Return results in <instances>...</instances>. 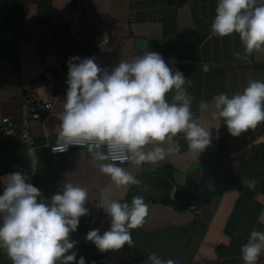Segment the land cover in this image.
Masks as SVG:
<instances>
[{
  "label": "crops",
  "instance_id": "obj_1",
  "mask_svg": "<svg viewBox=\"0 0 264 264\" xmlns=\"http://www.w3.org/2000/svg\"><path fill=\"white\" fill-rule=\"evenodd\" d=\"M74 1L0 0V117H16L20 95L31 86L41 99L53 97L51 108L30 122L31 145L12 137L0 140V194L14 171L26 174V182L46 199L64 182L87 188L89 212L70 233L78 241L77 260L83 256L86 264H144L152 252L175 264H243L241 245L251 230L264 231V123L234 137L198 104H211L219 93L231 96L251 79L264 80V52L253 53L250 63L237 60L232 53L242 51L238 34L210 36L217 0H78L79 6ZM136 37L145 39L143 48L135 46ZM144 51L160 53L192 81L187 91L195 98L196 122L212 133L210 146L196 158L181 135L175 141L179 152L166 161L145 165L142 173L121 165L149 186L147 192L136 186L117 189L81 147L62 155L47 148L56 143L61 123L68 58L94 57L110 72ZM30 148H36L35 169ZM242 176L256 179L254 191L244 189ZM106 186L122 202L141 195L149 206L144 225L131 230L135 247L100 252L85 239L92 229L102 234L110 227L111 218L99 206ZM260 259L264 264V256ZM0 264L12 262L0 252Z\"/></svg>",
  "mask_w": 264,
  "mask_h": 264
},
{
  "label": "clouds",
  "instance_id": "obj_2",
  "mask_svg": "<svg viewBox=\"0 0 264 264\" xmlns=\"http://www.w3.org/2000/svg\"><path fill=\"white\" fill-rule=\"evenodd\" d=\"M238 34L242 51H233L237 60L250 63L253 53L264 52V0H217L210 24V36L223 38ZM67 90L54 152L70 146L85 147L94 166L109 177L117 189L136 186L147 192L136 174L121 165L131 164L137 173L145 165H158L179 152L175 141L182 135L196 158L211 144L212 133L196 122L192 111L195 99L187 91L192 81L155 51H144L130 60H121L110 72L94 57L72 56L67 61ZM171 94V99H169ZM198 108L222 120L228 132L238 137L264 123V80L251 79L231 96L219 93L211 104L200 101ZM31 167L39 163L36 148L28 150ZM28 176L12 172L0 194V250L12 264H86L77 260L70 233L78 230L79 218L87 215L88 189L71 182L50 198L27 183ZM244 189L254 191L255 178L241 177ZM99 205L111 218L110 227L100 233L92 229L85 239L100 252L135 247L132 231L142 227L149 215L144 197L131 202L114 198L113 188L100 189ZM50 201V202H48ZM264 256V231L253 229L240 247L243 264H260ZM144 264H175L150 253Z\"/></svg>",
  "mask_w": 264,
  "mask_h": 264
},
{
  "label": "built area",
  "instance_id": "obj_3",
  "mask_svg": "<svg viewBox=\"0 0 264 264\" xmlns=\"http://www.w3.org/2000/svg\"><path fill=\"white\" fill-rule=\"evenodd\" d=\"M74 5L79 6L78 0L74 1ZM52 103L53 97L41 99L35 86H31L22 91L17 116L9 117L7 115H2L0 117V140L12 137L20 142L31 145L33 137L29 132L30 122L34 119H38L43 113L48 111L51 108ZM56 147L57 143H50L47 145L48 151L51 155H62L69 151L72 147L78 146H70L65 152H54L53 148ZM81 148L87 152L85 147ZM0 252L7 256L3 250H0ZM192 264L197 263L196 261H192Z\"/></svg>",
  "mask_w": 264,
  "mask_h": 264
},
{
  "label": "water",
  "instance_id": "obj_4",
  "mask_svg": "<svg viewBox=\"0 0 264 264\" xmlns=\"http://www.w3.org/2000/svg\"><path fill=\"white\" fill-rule=\"evenodd\" d=\"M145 39L144 38H141V37H136L135 38V46L138 47V48H143L145 46ZM178 59L176 58H169L168 61L170 62H177Z\"/></svg>",
  "mask_w": 264,
  "mask_h": 264
}]
</instances>
